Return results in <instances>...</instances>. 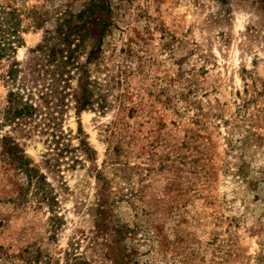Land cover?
<instances>
[{
    "label": "rangeland",
    "instance_id": "1",
    "mask_svg": "<svg viewBox=\"0 0 264 264\" xmlns=\"http://www.w3.org/2000/svg\"><path fill=\"white\" fill-rule=\"evenodd\" d=\"M0 7V264H264V0Z\"/></svg>",
    "mask_w": 264,
    "mask_h": 264
},
{
    "label": "trees",
    "instance_id": "2",
    "mask_svg": "<svg viewBox=\"0 0 264 264\" xmlns=\"http://www.w3.org/2000/svg\"><path fill=\"white\" fill-rule=\"evenodd\" d=\"M96 5V2L92 3V7L89 6L87 7L85 10H83L79 15H77V18L79 19V21L81 20V18H85L86 15H89L87 17H90L91 19L89 20H85L84 22H82L80 25H73L72 24V17H70L68 19V21L66 22L67 24V28H66V33L67 35H65V42H69V38L73 37V36H82L84 33H90L92 31H94L95 33L98 32V34L101 36L105 30L106 27L108 26V24L106 23L105 20L98 18L97 20L95 19L96 17H94V7ZM11 15V13L9 11H6V9L1 8L0 7V24H4L7 23V17ZM13 18V15H12ZM96 23V28L93 29V25ZM15 25H11V29H6L3 28L0 25V57H3V55L6 53V46H5V41H6V32H14L12 30H16L15 28H13ZM60 33H62V30H59ZM97 34V33H96ZM83 37H81L82 40ZM70 43V42H69ZM68 61H70V58H66ZM14 74L13 71H11L9 73V77L13 78ZM13 115L18 118V117H26L29 115V110L28 107H22L21 109H15Z\"/></svg>",
    "mask_w": 264,
    "mask_h": 264
}]
</instances>
